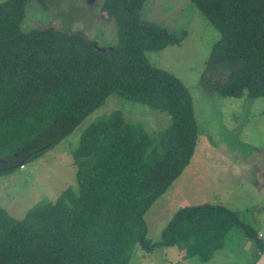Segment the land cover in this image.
<instances>
[{"label": "trees", "instance_id": "obj_1", "mask_svg": "<svg viewBox=\"0 0 264 264\" xmlns=\"http://www.w3.org/2000/svg\"><path fill=\"white\" fill-rule=\"evenodd\" d=\"M33 0L0 3V176L34 162L70 136L114 95L168 113L155 138L121 112L93 122L76 151L79 192L67 189L15 219L0 206V264H130L140 246L179 247L210 261L234 228L262 236L237 212L202 204L175 213L161 240L148 239L145 215L190 164L198 140L193 97L146 52L179 45L184 32L149 21L148 0H103L119 41H97L55 26L24 29ZM48 9L47 0H36ZM220 32L205 77L223 97H264V0H190Z\"/></svg>", "mask_w": 264, "mask_h": 264}, {"label": "rangeland", "instance_id": "obj_2", "mask_svg": "<svg viewBox=\"0 0 264 264\" xmlns=\"http://www.w3.org/2000/svg\"><path fill=\"white\" fill-rule=\"evenodd\" d=\"M5 0H0L2 3ZM103 0H36L27 6L24 29L55 26L82 34L99 46L118 43V27L102 11ZM141 18L184 32L179 45L146 52L148 61L181 80L191 93L197 119L198 140L194 156L178 179L145 215L147 237L161 240L176 212L188 206L222 205L237 212L264 241V97H223L216 83L225 78H204L207 62L220 32L190 0H148ZM121 112L127 122H141L155 138L172 120L149 106L111 96L70 136L39 159L0 176V206L15 219L33 208L54 202L63 191L79 192L76 151L88 126ZM256 242L239 228L232 229L223 249L208 262L179 247L156 248L146 254L137 246L130 264H253Z\"/></svg>", "mask_w": 264, "mask_h": 264}, {"label": "water", "instance_id": "obj_3", "mask_svg": "<svg viewBox=\"0 0 264 264\" xmlns=\"http://www.w3.org/2000/svg\"><path fill=\"white\" fill-rule=\"evenodd\" d=\"M254 264H264V252L259 256Z\"/></svg>", "mask_w": 264, "mask_h": 264}, {"label": "crops", "instance_id": "obj_4", "mask_svg": "<svg viewBox=\"0 0 264 264\" xmlns=\"http://www.w3.org/2000/svg\"><path fill=\"white\" fill-rule=\"evenodd\" d=\"M187 254L189 253V252H186ZM194 256V255H193ZM196 257V256H195Z\"/></svg>", "mask_w": 264, "mask_h": 264}]
</instances>
